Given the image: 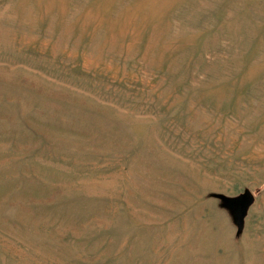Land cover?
Here are the masks:
<instances>
[{"label": "rangeland", "instance_id": "obj_1", "mask_svg": "<svg viewBox=\"0 0 264 264\" xmlns=\"http://www.w3.org/2000/svg\"><path fill=\"white\" fill-rule=\"evenodd\" d=\"M0 264H264V0H0Z\"/></svg>", "mask_w": 264, "mask_h": 264}, {"label": "water", "instance_id": "obj_2", "mask_svg": "<svg viewBox=\"0 0 264 264\" xmlns=\"http://www.w3.org/2000/svg\"><path fill=\"white\" fill-rule=\"evenodd\" d=\"M223 200L233 209L237 222L241 224L244 222L249 206L254 201V194L247 190L237 196H223Z\"/></svg>", "mask_w": 264, "mask_h": 264}]
</instances>
